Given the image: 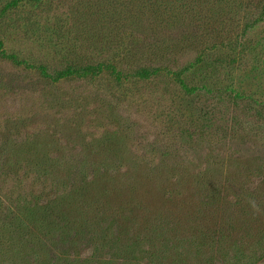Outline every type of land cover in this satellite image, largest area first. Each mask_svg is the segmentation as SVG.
<instances>
[{"label":"rangeland","instance_id":"374dc122","mask_svg":"<svg viewBox=\"0 0 264 264\" xmlns=\"http://www.w3.org/2000/svg\"><path fill=\"white\" fill-rule=\"evenodd\" d=\"M0 264H264V0H0Z\"/></svg>","mask_w":264,"mask_h":264}]
</instances>
